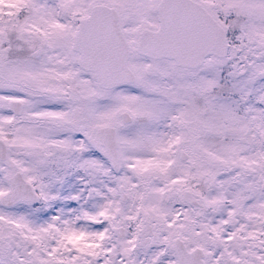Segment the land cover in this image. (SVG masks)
<instances>
[{
  "label": "snow or ice",
  "instance_id": "snow-or-ice-1",
  "mask_svg": "<svg viewBox=\"0 0 264 264\" xmlns=\"http://www.w3.org/2000/svg\"><path fill=\"white\" fill-rule=\"evenodd\" d=\"M0 264H264V0H0Z\"/></svg>",
  "mask_w": 264,
  "mask_h": 264
}]
</instances>
